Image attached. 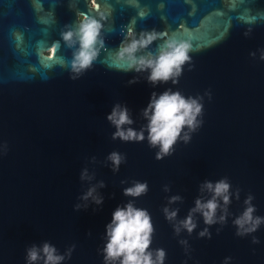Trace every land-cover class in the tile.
<instances>
[{"label":"water","instance_id":"95a60500","mask_svg":"<svg viewBox=\"0 0 264 264\" xmlns=\"http://www.w3.org/2000/svg\"><path fill=\"white\" fill-rule=\"evenodd\" d=\"M96 3L99 8L88 0H0V264H27L26 249L44 242L61 255L75 245L64 264H104L106 226L128 202L151 215L152 250L166 251L165 264H223L229 257L230 264H264V225L253 234L260 243L253 244V235L237 237L233 224L249 194L255 215L264 217V0ZM101 13L105 47L93 67L72 80L65 64L73 50L61 33L77 27L81 15ZM129 28L137 37L155 30L191 46L177 84L154 87L149 73L118 69L114 54ZM134 78L140 82L130 85ZM169 88L203 98L202 124L188 143L181 140L172 155L157 160L159 149L150 147L147 132L142 143L112 139L116 130L107 116L117 103L128 107L140 131L152 94ZM112 152L126 158L118 172L107 159ZM85 168L90 181L81 180ZM224 178L233 193L226 225L212 226V238L201 239L206 225L197 216L196 231L177 236L163 208L179 209L182 220L201 196L200 185ZM101 181L102 207L89 201L86 211H75ZM133 181L147 182L148 193L124 196ZM176 195L182 202L169 205ZM180 240L188 241V253Z\"/></svg>","mask_w":264,"mask_h":264},{"label":"clouds","instance_id":"9594fccd","mask_svg":"<svg viewBox=\"0 0 264 264\" xmlns=\"http://www.w3.org/2000/svg\"><path fill=\"white\" fill-rule=\"evenodd\" d=\"M93 6L98 8L93 0ZM106 16L101 13L99 18L89 15H81L77 27L67 26V30L61 33L64 44L72 49V59L65 68L70 67L71 79L76 80L86 71L91 69L100 55L101 49L105 47L102 36L104 30L103 21ZM163 38V43L158 45L156 51H148L151 46ZM191 46L177 38L175 35L164 37L160 32L143 31L137 37L133 29H128V35L122 42L119 51L114 54V64L120 66L118 69L125 72L149 73L147 81L154 87L168 82L177 84L183 73L184 66L189 63ZM146 52V55L140 53ZM53 55L55 51L53 50ZM255 53L252 56L255 57ZM51 59V57H49ZM261 60H264V49L261 50ZM134 78L129 84L139 83ZM203 98L185 97L179 91L171 88L163 93H153L147 107L142 110V115L147 120L146 127L140 131L135 130L132 125L130 110L126 105L117 103L111 113L107 116L108 122L115 128L113 140L123 142H144L145 132L148 133L147 141L151 148L159 149L156 154L157 160L173 154L175 146L181 140L188 143L191 134L195 133L201 126L200 119L203 114ZM94 159V158H93ZM107 159L112 164V171L118 172L125 156L118 152H112ZM88 170L85 168L81 180H92ZM122 183H126L123 182ZM101 181L98 185L90 187L80 197L83 204L75 205L74 210L79 212L87 210L91 201L97 209L102 207L104 197L97 188H105ZM232 186L227 178L213 183L205 181L200 185L201 196L195 200V206L190 209L186 218L178 220L179 209L164 207L163 213L169 223L174 227L175 234L180 236L186 231L190 236L196 231L198 222L196 217L203 218L206 227L199 232V238H212L210 228L214 225L224 226L227 223L229 206L232 202ZM170 189L166 186L164 191ZM149 191L147 182L133 181L131 187L124 189L126 197L140 198ZM237 200L240 199V190L235 192ZM255 197L248 195L244 201L245 209L233 224L236 227V236L240 238L255 234L264 225V217L257 216L256 207L253 205ZM182 202L179 195L172 196L168 204ZM220 229L217 230L219 234ZM155 228L152 217L145 209L137 208L133 202L119 206L112 213V220L106 226V243L103 247L104 264H165L167 253L164 249L152 250ZM89 236L92 234L89 233ZM253 244L260 241L253 235ZM185 252L189 251L187 240H180ZM75 248L73 245L63 255L49 242L42 245L33 244L26 249L27 264H64L65 259H70ZM231 258H226L223 264H230ZM187 264V262H185Z\"/></svg>","mask_w":264,"mask_h":264},{"label":"snow or ice","instance_id":"6c2138e0","mask_svg":"<svg viewBox=\"0 0 264 264\" xmlns=\"http://www.w3.org/2000/svg\"><path fill=\"white\" fill-rule=\"evenodd\" d=\"M89 3H93V0H88ZM94 2L96 3V0H94ZM96 5L98 6V8L100 7V5L98 3H96ZM53 50L55 51V55L57 54V49L55 46L52 47L51 51L53 53Z\"/></svg>","mask_w":264,"mask_h":264},{"label":"flooded vegetation","instance_id":"af4514ba","mask_svg":"<svg viewBox=\"0 0 264 264\" xmlns=\"http://www.w3.org/2000/svg\"><path fill=\"white\" fill-rule=\"evenodd\" d=\"M80 18V17H79Z\"/></svg>","mask_w":264,"mask_h":264}]
</instances>
